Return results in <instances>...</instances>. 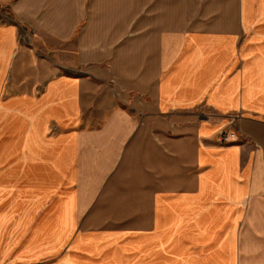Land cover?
Wrapping results in <instances>:
<instances>
[{"label": "crops", "instance_id": "0c3cea01", "mask_svg": "<svg viewBox=\"0 0 264 264\" xmlns=\"http://www.w3.org/2000/svg\"><path fill=\"white\" fill-rule=\"evenodd\" d=\"M2 7L0 264H264V0Z\"/></svg>", "mask_w": 264, "mask_h": 264}, {"label": "rangeland", "instance_id": "374dc122", "mask_svg": "<svg viewBox=\"0 0 264 264\" xmlns=\"http://www.w3.org/2000/svg\"><path fill=\"white\" fill-rule=\"evenodd\" d=\"M1 15H2V17L0 18V21H2V22H6V21H8L7 20V18L5 17V15H3V13L5 14V11H6V9L4 8V7H2L1 8ZM7 15V14H6ZM18 36L20 37V42H21V45H23V44H28L29 45V42H30V40H31V33L28 31V30H26V29H22V28H19V33H18ZM59 68L57 67L56 68V70H58ZM263 69L264 68H259V66L256 68V72L259 74V75H261L262 77H264V75H263ZM19 70H21V73H20V76H18V78H20L21 79V81H18L17 83H16V87L17 88H23L25 85H28L27 83H23L24 81V79L25 78H27L28 77V75H22V71H24V68H20ZM27 70H29V69H27ZM35 71H38V68H36V70ZM258 75V76H259ZM262 77H260L259 76V80L261 81V79H264V78H262ZM5 84H8V83H6L5 82ZM32 86H31V91L34 93V94H37L38 92H39V90H40V85H38V84H31ZM35 87V88H34ZM16 88V89H17Z\"/></svg>", "mask_w": 264, "mask_h": 264}, {"label": "built area", "instance_id": "2783aa9c", "mask_svg": "<svg viewBox=\"0 0 264 264\" xmlns=\"http://www.w3.org/2000/svg\"><path fill=\"white\" fill-rule=\"evenodd\" d=\"M223 139H226L227 138V136H226V134H223V137H222Z\"/></svg>", "mask_w": 264, "mask_h": 264}]
</instances>
